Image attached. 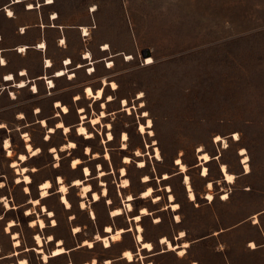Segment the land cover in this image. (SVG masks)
Listing matches in <instances>:
<instances>
[{
  "label": "rangeland",
  "instance_id": "rangeland-1",
  "mask_svg": "<svg viewBox=\"0 0 264 264\" xmlns=\"http://www.w3.org/2000/svg\"><path fill=\"white\" fill-rule=\"evenodd\" d=\"M53 1L45 6L47 0H23L8 7L15 13L14 18H8L1 9L10 0H0V183L4 184L0 189V264H19L24 259L27 264H91L95 259L96 264H264V0ZM29 4L36 10L29 11ZM53 14L59 19L53 21ZM83 27L89 30L88 35ZM59 39L65 40L61 46ZM43 40L47 50L39 51L35 47ZM22 45L31 47L26 54L19 52ZM86 53L91 54L92 64ZM147 57L153 58L152 64L147 65ZM1 58L8 64L5 68H1ZM68 58L72 64L67 71L74 78L57 79L55 72L65 67ZM45 59L53 63L48 72ZM93 68L96 72L90 74ZM22 70L28 76L21 77ZM9 73L17 82L46 75L55 87L49 89L46 80H39L27 88H16L5 81ZM103 80L115 82L117 89L105 87ZM31 85L38 87V93ZM87 86L103 88L104 99L87 98ZM76 96H80L77 101ZM108 97L113 100L107 102ZM123 100L133 107L130 114L122 109ZM56 102L67 106L69 113L64 115ZM79 109H84L91 139L78 135ZM101 112L107 116L93 126L90 119ZM149 119L152 137L139 132V124ZM42 120L48 123L46 127ZM59 122L70 127L68 134L55 128ZM50 128L54 133L49 134ZM108 132L113 141H108ZM25 134L30 136L29 142L23 138ZM217 136L226 140L227 148L215 142ZM7 140L12 157L5 149ZM70 141L75 148L61 150ZM28 144L40 153L31 157ZM155 148L160 150L161 160L154 158ZM200 148L213 158L206 164V177L198 158ZM243 149L249 159V174L240 155ZM136 151L144 156H136ZM20 155L26 156L25 163L19 160ZM125 157L131 163L125 164ZM75 158L82 160L78 169L71 166ZM178 159L187 166L186 173L177 167ZM15 161L19 169H28L32 179L29 193L26 184L15 181L20 177L11 167ZM142 161L145 167L139 168ZM222 164L236 175L234 184L225 182ZM84 167L91 170L89 180ZM121 169L126 171L124 177ZM101 170L106 175L98 178ZM164 174L169 179L163 180ZM185 175L195 201L188 197ZM59 177L68 186L70 209L61 201ZM145 177L150 181L144 183ZM123 178L129 180L127 189L120 187ZM47 180L52 188L42 199L39 186ZM74 180L91 185L100 201L94 202L89 195L84 200L87 207L82 209L80 189L72 187ZM101 181L107 188L106 197H102ZM149 187L154 194L145 200L142 193ZM209 193L212 201L207 199ZM226 194L229 197L224 200ZM129 195L133 197L132 212L125 207ZM170 195L179 205L176 212L166 208ZM154 197L160 201L155 203ZM5 199L12 209L6 207ZM33 199H40V205L31 204ZM42 206L53 212V217L45 215ZM116 208H122L124 214L112 217ZM143 208L150 214L138 223L132 221ZM39 218L46 228L31 225ZM11 221L19 247L6 232ZM138 225L143 228L144 240L154 247L152 252L142 250V257L136 241ZM107 226L114 231L127 230L109 248L96 240L107 235ZM77 227L79 232L74 231ZM181 232L184 238H180ZM36 235L43 238L45 253L56 248L55 242H47L49 236L61 240L68 253L44 263L35 250ZM164 237L179 247L189 243L187 253L179 256L166 251L161 245ZM85 241H92L93 248L83 246ZM251 242L257 249L252 250ZM125 250L135 254L134 262L122 258Z\"/></svg>",
  "mask_w": 264,
  "mask_h": 264
},
{
  "label": "bare ground",
  "instance_id": "bare-ground-1",
  "mask_svg": "<svg viewBox=\"0 0 264 264\" xmlns=\"http://www.w3.org/2000/svg\"><path fill=\"white\" fill-rule=\"evenodd\" d=\"M14 2H16V3L23 2V0H15ZM53 3H54L53 0H47V5H51ZM35 8L36 7L33 4H29L28 5V9L29 10H32V9H35ZM4 10L7 12V14L9 12L12 13V15L8 14L9 17H13L14 16L12 10L9 9L8 7H5ZM93 11H94V9H93ZM52 18L56 20L59 17H58L57 14H53ZM82 30L84 31L85 35H88L89 30L86 27H83ZM0 41H1V37H0ZM64 41L65 40L62 39V43ZM44 48L46 49V43L42 42L40 44V46H39V49H44ZM105 49L107 50L108 46L105 47ZM19 50H20V53L24 52L26 54L27 50H28V47L27 46H22L21 49H19ZM128 57L130 58V56H128ZM85 58H86V60H91L90 62L92 64V59H91V54L90 53H86L85 54ZM152 59L153 58H148L147 65H150V64L153 63ZM2 62H3V65H7L6 60L3 59ZM45 63H46V66L49 67V68L53 66L52 61H50L48 59L46 60ZM71 63H72V61L70 59H67L65 64L68 66ZM108 66L109 67L112 66V63H109ZM67 69H68V67L58 70L56 72V74H55V77L62 78L64 76H66V75H70V79L74 78V74L69 73L67 71ZM90 72L94 73L96 71L93 68V69H90ZM21 76H24V77L27 76L26 70H22L21 71ZM42 80H46L47 81L48 85H50V89L55 87L54 81L49 79V77H47V76L42 77ZM5 81L13 83L16 88H20V89L29 87V85L31 83V81L29 79L20 80L19 82H17L15 75L11 74V73H9V74H7L5 76ZM103 81H104L103 83H104L105 87L110 85L113 90L117 89V84L115 82L108 83L106 80H103ZM31 86H32V91L34 93H38V87L36 85H31ZM84 92H85V95H86L87 98L92 99L94 101H100V100L104 99V95H103L104 94V90H103V88H100V89H98L95 92L92 89V87L87 86L85 88ZM12 97L15 98V94L14 93H12ZM141 97L142 96L140 95L139 98H141ZM75 99H76V101L79 100L80 96H76ZM112 100H113L112 97H108L107 98V102H111ZM121 104H122V109L124 111H127L130 114L132 109H133V107L129 106L126 100H123ZM55 106L57 108H61V111H62V113L64 115H67L69 113L68 107L63 105V104H61L60 102H56ZM102 107L106 108V104L102 103ZM79 113H80V117H81V123H79L77 125L78 135L79 136H84L86 139L93 138V134H91L88 131L87 127L85 126V122H86L87 117L85 115L84 109H79ZM106 116L107 115H106L105 112H101L100 115H98L97 117L91 118L90 119V123L93 126H95L97 124H100L102 119L105 118ZM146 116H147V113L145 112L143 117H146ZM41 124L43 125V127H46L48 125L46 120H42ZM152 124L153 123H152V121L150 119L147 121L146 124H139V132L141 134H149L150 137H152L154 135V133L152 131ZM55 128L63 130L65 134H68L70 132V130H71L70 127L65 125L63 122H59L56 125ZM110 128H111L110 125H108V129H110ZM54 131H55V129L50 128L49 129V134L54 133ZM238 137H239L238 134H234L233 135V138H234L235 141L239 140ZM23 138L27 142L30 141V136L28 134L23 135ZM48 138H49V135L47 136V139ZM122 138H123V142H126L127 139H128L127 134L124 133ZM107 139H108L109 142L114 140L113 134L111 132H108ZM215 142L216 143L221 142L223 144L224 148H227V146H228L226 140L224 138L220 137V136H217L215 138ZM154 145H155V142H154L153 146ZM74 148H75V143L70 141L69 144L65 145L61 150H72ZM124 148H125V144H124ZM5 149H7V151H8V157H12L11 143H10L9 140H7L5 142ZM27 151L31 154V157H34V156H36V155H38L40 153V149H38V148L37 149H33L30 144L27 145ZM51 151L54 152L55 158L58 159L59 156H58V153H56L55 149L53 148V149H51ZM86 153L90 154V148H87ZM240 155L244 156L242 162L244 164V168H245L246 174H249L250 173V166H249V163H248L249 159L246 156V151L244 149L241 150ZM136 156L142 157V156H144V154L142 152H140V151H136ZM95 157H98V155L94 154V158ZM154 158H156L157 160H161V154H160V150L158 148H155V156H154ZM198 158L200 160V166L202 167V176L206 177L208 175V169L206 167V164L211 162L213 158H211L210 155L208 153H206L205 151H203L201 148L198 150ZM19 160L22 161V163H25L27 161V158H26L25 155H20L19 156ZM124 163L125 164L131 163V159L129 157H125L124 158ZM81 164H82V160L81 159H79V158L73 159L72 162H71L72 169H78ZM176 165H177V167H179V170H180L181 173H186L187 166L180 159H178L176 161ZM11 167L14 168L16 170L17 174L20 175V177H18L15 180L16 183L17 184H19V183L26 184L25 192L29 193L30 192V188L28 187V185L31 184L32 179L28 175V172H27L28 169L27 168H20L19 169V163L16 162V161L12 162ZM143 167H145V163L143 161L139 162V168H143ZM221 172H222V174H223V176L225 178V182H227L228 184H234L236 182V179H237L236 175H234L233 173H230L228 168H227V166L225 164L221 165ZM83 173L85 175V178L87 180H89V178L91 177V170L88 167H84L83 168ZM121 174H122V177L125 176V174H126L125 169H121ZM105 175H106V173L103 170H101L100 173H99L98 178H102ZM169 177L170 176L168 174H164L163 180H167V179H169ZM149 181H150V178H148V177H145L144 180H143L144 183H147ZM58 183H59L58 192L61 194V201L67 207V209H70L71 208V204H70L69 200L67 199L68 186H66L64 184L63 179L61 177L58 178ZM185 184L187 186L188 197H189L190 201H195L196 195H195V192H194L192 186L190 185L189 177L187 175H185ZM129 185H130L129 180L123 178L122 181H121L120 187L123 188V189H127L129 187ZM3 186H4V184L0 183V189H2ZM72 186H74V187L76 186V187H78L80 189L81 198H82V201H81L80 205H81L82 209H86L87 204H86V202L84 200L86 198H88L89 195H91V197H92L94 202H99L100 201L99 194L92 189L91 185L85 184L84 181H82V180H74L73 183H72ZM101 186H103L102 197H106L107 188H106L105 183L103 181H101ZM39 187H40V192H41V194H40L41 198L42 199L47 198L49 196V190L52 188V183L47 180V181L43 182L42 184H40ZM212 187H213V184L209 183L208 184V188L211 189ZM167 190L169 191L170 189L168 188ZM153 194H154L153 188L149 187L142 193V198L146 200V199H148L150 197H153ZM228 197H229L228 194H226V195L223 196V199L226 200V199H228ZM126 199H127V200H125L126 210L128 212H132L133 208H132V205L130 204V202L133 200V197L129 195V196L126 197ZM207 199L212 201L214 199V197H213L212 194L209 193L207 195ZM169 200H170V204L166 208L171 209L173 212L178 211L179 210V205L176 202H174V197L172 195L169 196ZM153 201L155 203H158L160 201V198L159 197H154ZM4 202H5V205H6V207L8 209H12L8 199H5ZM30 203L33 204L34 206H38V205H40V199H33V200L30 201ZM42 212L45 215H47L49 218L53 217V212L47 211L45 206H42ZM111 213H112V217H119V216L124 214V211H123L122 208H116V209L112 210ZM149 214L150 213L148 212V210L146 208H143L140 211V214L134 216L131 220L138 223L142 219L143 216H146V215H149ZM92 215L94 216L93 212H92ZM0 219H1V217H0ZM158 221L159 220H157V222ZM176 221L180 222V217L178 215H176ZM31 225L32 226H40L41 229L46 228L45 222L41 218H39L36 221H32ZM52 225L55 226L56 222L53 221ZM13 227H14V223L11 221L8 224L7 228H6V232L12 234V238L14 240V246L15 247H19L20 246V241L18 240V234L11 232V229ZM74 231L75 232H79L80 231L79 227L75 228ZM126 231L127 230H125V229H118V230L114 231V230H112V227L107 226L106 227L107 235L106 236H97L96 240L99 241V242H103L105 247L109 248V247H111L112 243H116V242L120 241L121 238H122V235L124 233H126ZM136 232H137L136 241L141 247V248H139L140 253L138 255H140L142 257L141 250H147L149 252H152L154 250V247H153L152 243L146 242L144 240L143 228L140 225L137 226V231ZM184 237H185V233L181 232L180 233V238H184ZM35 240H36V243L38 245V248H36L35 250H36V252L38 254L42 255V260L44 261V263H48V261L51 258H58V257H61L64 254L68 253V251L63 246V242L61 240L56 242L52 236H49V237L46 238L48 243L55 242V244H56V248L54 250H52L50 252V254H47V253H45L42 250V246L44 244V241H43V238L40 235H36L35 236ZM172 243L173 242H171V240H169V239H167L165 237L161 239V245L165 246L166 251L177 252V254L179 256H184L187 253L186 249L189 247V243L184 242L182 244V247H179L178 245H175V244H172ZM93 245H94V243L92 241L91 242L90 241L83 242V246H87L89 248H93ZM249 246L252 249H256L257 248V245L254 242H251ZM0 251H1V249H0ZM122 258L127 260L130 263L134 262L136 260L135 259V254L131 250H125L123 252V257ZM19 264H27V261L25 259L24 260H20ZM68 264H72V263H68ZM86 264H89V263H86ZM91 264H96V259L93 260V262ZM107 264H110V262H108ZM193 264H197V263H193Z\"/></svg>",
  "mask_w": 264,
  "mask_h": 264
},
{
  "label": "crops",
  "instance_id": "crops-1",
  "mask_svg": "<svg viewBox=\"0 0 264 264\" xmlns=\"http://www.w3.org/2000/svg\"><path fill=\"white\" fill-rule=\"evenodd\" d=\"M14 1H15V0H10V3H9L7 6H5V7L15 6V5L21 3V2L16 3V2H14ZM44 5H45V4H44ZM52 5H53V4H52ZM45 6H50V5H45ZM5 7H3V8L1 9V10H3L4 12H5V10H4ZM37 9H38V8H37ZM27 10H28V9H27ZM34 10H36V9H34ZM29 11H32V10H29ZM5 13H6V12H5ZM14 17H15V13H14ZM14 17H8V18H14ZM58 19H59V18H58ZM52 20L54 21L55 19H52ZM56 20H57V19H56ZM53 26H55V25H53ZM26 28H28V27H26ZM26 28H22V29H21V31H23V34L26 33ZM58 28H60V27H58ZM0 37H1V36H0ZM60 40H61V39H59V41H60ZM1 42H2V37H1V41H0V43H1ZM42 42H45V41L43 40ZM45 43H46V42H45ZM40 44H41V42L38 43V47H35L37 50H39V51L47 50V48H46V49H45V48H44V49H39ZM22 46H27V45H22ZM22 46H20L19 49H21ZM46 46H47V44H46ZM60 46H61V45H60ZM27 47H28V50L31 48L30 46H27ZM28 50H27V51H28ZM1 59L3 60V58H1ZM68 59H69V58H68ZM4 60H5V59H4ZM46 60H47V59H45V62H46ZM48 60H49V59H48ZM50 61H51V60H50ZM71 61H72V60H71ZM65 63H66V62H65ZM52 64H53V63H52ZM71 64H72V63H71ZM1 65H2L1 68H5L8 64H7V65H3V62H2ZM80 65H81V64H79V66H80ZM45 66H46V63H45ZM68 66H69V65H68ZM68 66L65 64V67H64V68H67ZM52 67H53V66H52ZM52 67L49 68V67L46 66V67H45V71L48 72V69H51ZM64 68H63V69H64ZM81 68H82V67H81ZM81 68H79V69H81ZM76 69H78V67H77ZM59 70H60V69H59ZM57 71H58V70H57ZM57 71H56V72H57ZM46 72H45V73H46ZM56 72H55V73H56ZM55 73H54V74H55ZM11 74H12V73H11ZM20 76H21V74H20ZM27 76H28V75H27ZM45 76H46V75H45ZM45 76H42V75H41V76H39V77H36L34 80H33V79L31 80V79H29V78H28V79L31 81V83H33L34 81L42 80V77H45ZM21 77H24V76H21ZM25 77H26V76H25ZM47 77H48V76H47ZM25 79H27V78H25ZM57 79H58V78H57ZM31 83H30V84H31ZM51 89H52V88H51ZM92 89H93V88H92ZM93 90H94V89H93ZM97 90H98V89H97ZM97 90H94V91L96 92ZM84 91H85V89H84ZM84 94H85V92H84ZM91 100H92V99H91ZM256 249H257V248H256ZM252 250H255V249H252ZM141 251H142V250H141Z\"/></svg>",
  "mask_w": 264,
  "mask_h": 264
},
{
  "label": "built area",
  "instance_id": "built-area-1",
  "mask_svg": "<svg viewBox=\"0 0 264 264\" xmlns=\"http://www.w3.org/2000/svg\"><path fill=\"white\" fill-rule=\"evenodd\" d=\"M64 43H62V39L59 41V45H63ZM19 52H20V50H19ZM1 64H2V60H1ZM90 74H92L91 72H90ZM47 85H48V83H47ZM48 88L50 89V85H48Z\"/></svg>",
  "mask_w": 264,
  "mask_h": 264
},
{
  "label": "snow or ice",
  "instance_id": "snow-or-ice-1",
  "mask_svg": "<svg viewBox=\"0 0 264 264\" xmlns=\"http://www.w3.org/2000/svg\"><path fill=\"white\" fill-rule=\"evenodd\" d=\"M8 14H9V15H12V13H11V12H9Z\"/></svg>",
  "mask_w": 264,
  "mask_h": 264
},
{
  "label": "water",
  "instance_id": "water-1",
  "mask_svg": "<svg viewBox=\"0 0 264 264\" xmlns=\"http://www.w3.org/2000/svg\"><path fill=\"white\" fill-rule=\"evenodd\" d=\"M147 53L149 54V52L147 51ZM73 187V186H72ZM133 218V217H132ZM71 251H73V250H71Z\"/></svg>",
  "mask_w": 264,
  "mask_h": 264
},
{
  "label": "trees",
  "instance_id": "trees-1",
  "mask_svg": "<svg viewBox=\"0 0 264 264\" xmlns=\"http://www.w3.org/2000/svg\"><path fill=\"white\" fill-rule=\"evenodd\" d=\"M95 90V89H94ZM104 96H105V92H104V94H103ZM145 239V238H144Z\"/></svg>",
  "mask_w": 264,
  "mask_h": 264
}]
</instances>
